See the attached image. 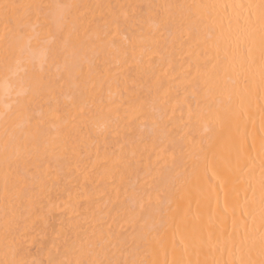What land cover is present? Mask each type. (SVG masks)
<instances>
[{
    "label": "bare ground",
    "instance_id": "obj_1",
    "mask_svg": "<svg viewBox=\"0 0 264 264\" xmlns=\"http://www.w3.org/2000/svg\"><path fill=\"white\" fill-rule=\"evenodd\" d=\"M260 2L0 0V264L264 260Z\"/></svg>",
    "mask_w": 264,
    "mask_h": 264
},
{
    "label": "snow or ice",
    "instance_id": "obj_2",
    "mask_svg": "<svg viewBox=\"0 0 264 264\" xmlns=\"http://www.w3.org/2000/svg\"><path fill=\"white\" fill-rule=\"evenodd\" d=\"M33 7L32 5H17V4H3L0 5V8L3 9L4 13V19L6 22V28H7V33H10L12 35H15L17 30H22L24 27V20L25 17L19 14V9L20 8H31ZM224 7H229V6H224ZM231 7L235 8H240V9H247V16L244 18L245 19V24L246 25H253L257 21L259 22L260 25V30H261V49H262V57H264V0H261L259 5H234ZM237 22H239V14H237ZM8 25H13V27L8 28ZM229 27H231V21L229 23ZM251 51V48H249V52ZM7 187V184H6ZM243 244V240L241 241ZM261 252L262 255H264V242H262V247H261ZM15 264H24L23 261H17ZM33 264H36L35 261H33ZM47 264H88L86 261H77V262H72V261H56V260H49ZM100 264H105V262H100ZM107 264H120L119 261L112 262L108 261ZM248 264H251V262H248ZM260 264H264V260H261Z\"/></svg>",
    "mask_w": 264,
    "mask_h": 264
}]
</instances>
